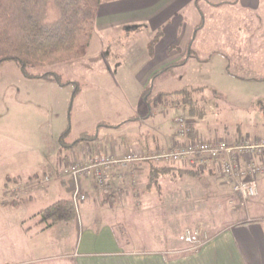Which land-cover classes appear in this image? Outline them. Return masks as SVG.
I'll list each match as a JSON object with an SVG mask.
<instances>
[{"label":"crops","instance_id":"0c3cea01","mask_svg":"<svg viewBox=\"0 0 264 264\" xmlns=\"http://www.w3.org/2000/svg\"><path fill=\"white\" fill-rule=\"evenodd\" d=\"M263 12L264 0H101L87 54L79 60L84 62L77 65L84 71L85 77L84 81L79 82L82 87L78 95H82L81 100L83 99L86 105L88 103V109L109 108L110 115L120 117L112 124L106 123L108 125L105 126L111 127L98 129L97 124L103 123L106 113L97 118L94 121L97 129L96 139L92 143H82L68 152H61L59 146H55L51 154L40 153L38 149L39 161L45 169L42 176H50L51 181L37 189L35 182L38 180L36 177L41 171L40 167L29 173L25 172L27 174L19 178L22 181L32 178V183H35L32 184L33 193L17 206L27 207L37 198H44L52 190L58 195L55 202L72 201L73 183L61 177L59 180L55 179V172L94 152L103 151L115 156H123L129 151L152 154L198 138L204 141L219 138L215 130H203L199 125H193V122L199 121L186 115L185 109L172 107V101L177 102L181 97L170 94L181 90L201 89V97L209 99V96H205V93H210L209 77L211 79L216 74L208 77L205 73L212 69L215 59L222 62L219 71V77H223L221 82L226 83L227 79H234L239 85L241 80L244 82L253 79L248 77L250 74L240 75L234 72L227 73L226 78L223 74L225 68L229 72L228 65L225 64L228 57L223 51H215L214 45L217 42L213 37L203 35V32L215 15L221 17L219 22L233 23L235 26L234 23L240 19L247 21V25L250 21L251 25L258 29L260 19L264 22ZM153 41L154 45L150 47ZM219 41L222 45H239L234 52L237 54L235 60L240 62L243 68L248 70L249 67L251 69L264 65L262 34L254 38H225ZM249 44L254 46L253 49L247 48ZM191 54L197 59L190 58ZM193 71H198L199 77L195 75L198 78L194 77L196 72ZM200 71L205 72L204 76H207L202 79L208 81L200 83L199 78L203 76ZM190 72L192 75L188 74ZM158 73L159 75L152 79ZM259 84H264V80ZM148 88L150 92L145 98L143 93ZM60 89L67 91L64 97L67 100L70 91L66 88ZM132 91L135 96L130 98L127 94ZM212 92L216 94L215 91ZM261 98L258 101H264V96ZM198 104L199 102H195L196 107ZM145 108L147 110H144ZM179 118L183 119L187 128L193 126L196 137L193 134L190 139L178 136L176 121ZM224 133L222 134L232 141L247 135L241 134L240 130L232 134ZM255 139L264 140V137ZM149 165H137V177L145 175L147 178ZM262 165L264 168V160ZM128 176L125 171L122 180L113 178L114 198L107 202V198L92 184L81 182V190L86 194V200L76 206V219L72 223L47 228L37 222L34 230H25V221H20L17 226L9 228L19 227V234L24 242L17 245L14 257H10L11 252L8 250L6 252L5 243L3 246L6 247L0 250V264H264V217L257 213L251 214L250 218L242 223L217 232L196 251L170 252L161 243L153 249L129 248L124 245L125 242L119 235V231L123 229L122 218L124 219L125 214L132 213L139 198L138 195L132 194L137 193L139 186L132 187L130 181H127ZM2 185L4 191L8 183L3 181ZM257 185L259 193L253 209L259 206L260 197L263 195L264 170L257 178ZM119 199L124 201V205H120ZM24 203L26 205H23ZM41 210L43 209L33 213L28 219L38 220ZM3 218V214L0 215V220ZM2 227L4 229L7 226L2 224L0 228ZM124 233L127 234V231ZM57 234L59 238L55 237ZM45 235L49 236L48 241L42 238ZM28 237L37 240L27 243Z\"/></svg>","mask_w":264,"mask_h":264},{"label":"rangeland","instance_id":"374dc122","mask_svg":"<svg viewBox=\"0 0 264 264\" xmlns=\"http://www.w3.org/2000/svg\"><path fill=\"white\" fill-rule=\"evenodd\" d=\"M262 16H264V12ZM220 18V16H213V20L210 21L209 26L207 25L203 35L213 37L217 42L214 45L215 51H223L227 55L225 64L228 65L229 72L225 68L223 75L228 78L227 73L234 72L240 75L250 74L251 76L248 77L253 79L261 78L245 80L244 82L241 80L239 85L234 79H227L226 83H224L225 81L221 82L223 77H219V71L222 62L215 59L211 66L212 69L206 73L200 71L203 76L199 78L200 83H202V81H208V79H202L207 77L204 76V73L208 77L216 74L211 79L209 77L210 93H205V96H209L210 100L201 97L199 94L201 89L192 94L193 101L196 98L197 101L195 102H199L197 107L204 113L203 118L197 119L199 122L196 123L195 121L193 125H199L200 129L203 130H215L219 138H215L214 141L223 140L229 144L234 141L226 138L222 134L224 131L232 134L240 130L243 135L247 133V137H264V101L258 102L264 96V84H259L264 78V65L253 67L252 70L249 67L247 70L235 60L237 54L234 52L239 48L238 44L232 43L231 45L228 43V45L223 44V46L220 41L218 42V40L225 38H254L261 34L264 39V22L259 18L261 23L258 29H255L250 21L247 25V21L238 19L234 26L233 23L219 22ZM252 47L254 46L250 44L247 46L248 49H253ZM82 62L84 61L32 70V73L36 75L52 73L57 75L62 83H77L80 88L82 86L79 82L84 81L85 77L83 76L84 71L77 65ZM75 65L77 67H74ZM233 67L234 69H232ZM193 72H196L194 77L198 78V71ZM188 74L192 75V72ZM243 77L249 79L247 76ZM59 87L70 91L67 100L64 98L67 91H63ZM74 89L75 86L73 85L62 87L54 81L27 79L16 63L12 61L0 65V198L2 197L1 205L7 206L0 207V215L3 214L4 216L0 220V225L4 224L8 227L7 230V227L0 228L2 229L0 230V250L6 247L3 246L6 243V252L7 250L11 252L10 257L15 256V248L17 249V245L23 243L24 240L19 234V227L9 228L17 226L20 221H25V230L27 228L34 230L40 219L28 218L58 199L56 198L58 195L52 190L44 198H37L27 207L20 205L14 208L10 204L11 202L23 203L33 193L32 186L35 183L37 189H40L51 181L46 182L45 177L47 175L42 176L45 169L39 161L40 157L37 150L39 149L40 153L51 154L55 146H59V151L68 152L70 150L60 146V136L68 127L70 131L63 138V145L73 144L81 134H96L98 128L96 129L94 121L104 113L106 115L103 118V123L97 124V127L101 124H112L117 117H120L110 115L109 108L96 110L94 107L93 110L88 109V103L86 105L83 99L81 100L82 95L80 97L77 94L78 97L74 101L72 99ZM212 91H215L216 94ZM100 95L105 96L104 93H100ZM111 95L114 96L115 94ZM127 95L131 98L135 96V93L132 91ZM170 96L175 95L170 94ZM72 103L73 108L71 109ZM171 105L174 108H179V110H181L180 108L183 109L181 99L177 102L172 101ZM135 111H139L137 107H135ZM113 113L112 111L111 114ZM185 114L187 115V112ZM59 124L63 127L61 128ZM246 136L243 138H247ZM247 139L252 140V138ZM154 166L169 169L170 172L166 177L158 179V186H153L149 190L145 188L147 183L145 175L137 177V166L127 171L129 175L127 181H130L132 187L139 186L137 193L133 191L132 194L139 196L137 202L141 200L139 203L136 202L131 214H125L124 219L122 218L121 227L123 229L119 231V235L121 240L127 243L124 245H128L129 248L153 249L159 247L161 243L170 252L185 253L190 251V245L184 239L187 232L198 233L205 242L222 229L244 222L250 218L251 214L257 213L264 217V189L259 206L253 209L259 193L258 185H256L255 197L243 199L231 181L214 174L213 170H200L202 174L199 176H181L176 173L178 170H189L184 165L163 163ZM39 167L41 171L37 173L36 178L38 180L34 184L32 178L28 181H22L19 178ZM20 170L24 172H19ZM59 172L58 170L55 172V179L59 180ZM5 178L8 180L5 181ZM3 181L5 184L8 183L4 191ZM80 187L82 188L81 183ZM98 192L100 193V191ZM107 200L109 199L107 198ZM3 201L7 204L3 205ZM119 203L124 205L122 200ZM125 231L127 234H123ZM55 237L59 238L60 236L57 234ZM42 238L48 241L49 236L45 235ZM35 240L37 238L28 237L26 239L27 243ZM14 259L11 258V260Z\"/></svg>","mask_w":264,"mask_h":264},{"label":"trees","instance_id":"16d2710c","mask_svg":"<svg viewBox=\"0 0 264 264\" xmlns=\"http://www.w3.org/2000/svg\"><path fill=\"white\" fill-rule=\"evenodd\" d=\"M100 2L101 0H0V65L12 61L27 79L54 81L62 87L73 85L74 99L80 91L77 83H62L57 75L52 73L36 75L32 70L51 68L83 59L91 41ZM153 45L154 41L150 47ZM189 57L197 59L193 54ZM158 75L159 73L155 74L152 79ZM199 90H181L172 95L181 97V105L189 117L200 120L204 113L195 106L192 99V94ZM149 92L150 88L143 93V97ZM100 127L111 126L98 125L97 128ZM69 131L68 127L60 136V146L66 150L71 151L82 143H92L96 139L95 134L84 133L73 144L63 145V138ZM192 134L196 137L194 129L187 128V139H190ZM169 172V169L150 164L145 188L158 186V179L166 177ZM176 173L181 176L202 174L200 170L195 169L178 170ZM110 198L113 196L108 197ZM2 204L7 203L3 201ZM10 204L14 207L18 205L16 202ZM38 216L39 223L50 228L75 221L76 208L71 200H61L41 210Z\"/></svg>","mask_w":264,"mask_h":264},{"label":"built area","instance_id":"2783aa9c","mask_svg":"<svg viewBox=\"0 0 264 264\" xmlns=\"http://www.w3.org/2000/svg\"><path fill=\"white\" fill-rule=\"evenodd\" d=\"M176 123L178 136L186 138L187 126L183 119H178ZM262 160L264 140L241 138L229 144L223 140L204 141L198 138L152 154L129 151L123 156H115L97 151L63 166L59 174L74 185L72 202L75 208L86 200V194L81 191V182H91L96 190L108 198L114 190L113 178L122 180L123 172L142 163L182 164L193 170H213L214 174L231 181L243 199H248L256 196L257 178L264 170ZM49 180L50 176H46L45 181ZM185 236L190 251L202 246L203 240L198 233L187 232Z\"/></svg>","mask_w":264,"mask_h":264}]
</instances>
